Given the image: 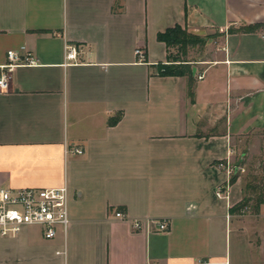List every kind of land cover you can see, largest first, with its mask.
I'll return each mask as SVG.
<instances>
[{
  "label": "crops",
  "instance_id": "obj_1",
  "mask_svg": "<svg viewBox=\"0 0 264 264\" xmlns=\"http://www.w3.org/2000/svg\"><path fill=\"white\" fill-rule=\"evenodd\" d=\"M176 24L205 41L192 95L158 73ZM20 46L37 64L0 89V186L65 184L70 222L0 234V264H264V200L234 209L264 163V0H0V65Z\"/></svg>",
  "mask_w": 264,
  "mask_h": 264
},
{
  "label": "built area",
  "instance_id": "obj_2",
  "mask_svg": "<svg viewBox=\"0 0 264 264\" xmlns=\"http://www.w3.org/2000/svg\"><path fill=\"white\" fill-rule=\"evenodd\" d=\"M81 47L76 44L66 43L64 45L65 63H75ZM138 61H144L145 53L141 48H135ZM167 61L164 64H169ZM35 55L25 46L18 49L6 51V61L0 65V89L5 90L9 86V73L19 65H36ZM203 73H196V78L201 79ZM73 154L83 153V149L75 146L67 149ZM226 172L231 175L232 166H226ZM223 190L217 188V197H227ZM117 217H123L118 211ZM70 219L68 215V188L65 184L56 187H20L11 188L0 186V234L13 236L27 225H38L43 230V236L47 239L53 238L58 229L64 233L67 231ZM156 225L157 231H165L166 221H149ZM132 226L138 229L142 226L140 219H134Z\"/></svg>",
  "mask_w": 264,
  "mask_h": 264
},
{
  "label": "trees",
  "instance_id": "obj_3",
  "mask_svg": "<svg viewBox=\"0 0 264 264\" xmlns=\"http://www.w3.org/2000/svg\"><path fill=\"white\" fill-rule=\"evenodd\" d=\"M243 29L250 31L253 27ZM156 38L158 41L165 44L168 51L167 60L170 62L169 64L159 63L157 66L158 73L167 75H186L188 79V93L189 95H192L194 77L192 75L191 64L188 62L190 59H187L185 48L194 46L201 48L204 45V39L190 34L178 24L158 32ZM170 48H175L176 53H171ZM233 178L234 177H231L230 180ZM251 179H255V177H252ZM251 186V182H248L246 184V190L251 188ZM258 192L259 195L253 199L254 203L252 205L253 212L255 213L258 212V206L264 200V190ZM250 198L245 199V197H243L241 202L236 205L234 209L237 210L244 205H247L249 200H251Z\"/></svg>",
  "mask_w": 264,
  "mask_h": 264
},
{
  "label": "rangeland",
  "instance_id": "obj_4",
  "mask_svg": "<svg viewBox=\"0 0 264 264\" xmlns=\"http://www.w3.org/2000/svg\"><path fill=\"white\" fill-rule=\"evenodd\" d=\"M201 49L199 47H186V56L187 59H195L196 57L202 56L203 51H200ZM171 53H176L175 48H170ZM263 151L261 153V156L258 158L259 160H256V162L251 163L246 167V169L241 174L243 179V184L245 186V199L250 198L249 205L251 206L254 203L255 197H257L259 194L258 191L264 190V163L262 158ZM252 177H255V179H251ZM251 182V188L246 190V184ZM254 185V186H253ZM251 209H245V212H249Z\"/></svg>",
  "mask_w": 264,
  "mask_h": 264
}]
</instances>
